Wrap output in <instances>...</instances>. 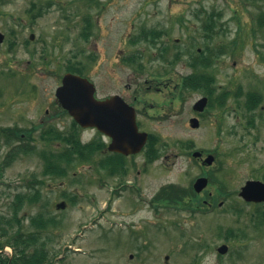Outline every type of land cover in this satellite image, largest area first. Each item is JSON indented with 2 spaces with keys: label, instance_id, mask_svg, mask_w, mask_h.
<instances>
[{
  "label": "rangeland",
  "instance_id": "rangeland-1",
  "mask_svg": "<svg viewBox=\"0 0 264 264\" xmlns=\"http://www.w3.org/2000/svg\"><path fill=\"white\" fill-rule=\"evenodd\" d=\"M32 1L43 7L35 19L28 9ZM261 14L264 0H0V31L5 35L0 43V128L31 131L24 141L35 147L17 152L15 140L4 145L0 137V160L3 155L7 159L0 167V214L9 217L12 200L23 195L18 211L23 232L36 231L29 224L33 215L54 220L37 232L40 240L52 238L48 264H264V224L259 214L251 217L264 211V202H246L238 195L247 179L264 180ZM207 15L214 19L209 37L204 31ZM85 18L90 19L87 38L81 36ZM148 30L157 33L144 40ZM133 36L138 41L131 42ZM206 47L212 51L210 65L198 67L213 75L214 98L193 128L189 119L197 114L192 105L207 94L185 88L179 93L176 85L194 71L191 61ZM134 54L140 56L135 63L123 60ZM75 64L94 83L98 98L122 92L129 83L140 84L136 90L144 82L161 87L140 96L147 102L144 129L151 132L158 153L150 167L152 191L174 183L189 194L178 208L152 210L147 236L140 226L148 207L122 215L129 207L124 197L116 199L112 193L113 177L105 176L109 186H102L90 160L72 154L67 162L44 153H59L66 146L59 138L48 141L39 134L48 127L59 132L71 126L67 115H47L57 109L55 88L61 76ZM225 91V100L216 105L215 96ZM251 91L259 98L247 111ZM191 149L213 154L214 163L201 168L188 153ZM49 159L65 173H56V166L46 169ZM208 169L211 181L204 190L222 201L210 214L204 208L193 210L205 192L198 198L190 187ZM70 191L75 192L72 202L66 200ZM34 193L37 199L26 201L25 195ZM61 200L66 206L55 207ZM121 221L140 228L129 235L115 225ZM228 229L234 233L228 235ZM221 243L228 246L225 253L216 250Z\"/></svg>",
  "mask_w": 264,
  "mask_h": 264
},
{
  "label": "flooded vegetation",
  "instance_id": "flooded-vegetation-1",
  "mask_svg": "<svg viewBox=\"0 0 264 264\" xmlns=\"http://www.w3.org/2000/svg\"><path fill=\"white\" fill-rule=\"evenodd\" d=\"M138 68L142 69L143 68L142 64ZM138 85L140 84H136V86L134 84V87H132L131 83H129L125 86V89L122 90V92L120 91L119 93L105 95L103 97H99V99H105L112 95H118L129 106H132L135 112V122H136L138 130L141 132L147 133L146 140L144 144L142 145V147L140 148V150L136 152H128V153H124L122 151H117V150H111L109 147H110L112 138L108 134L96 129L95 127L81 126L78 122L74 120L75 118L72 115H70L65 108L61 106V104L56 98L55 105L57 109L52 114L47 115L48 119H52L56 116L58 117L64 114L71 118V126L66 131H59L58 136L55 137V138L61 139V141L64 142L62 144L66 146L62 148L59 151V153H57L58 151H55V150L50 151L48 153L44 151V153L49 154L52 157L54 156L58 157L59 154L64 155L67 153H71L76 158H83L86 161L90 160V162L95 163V166L97 167V172H99V175H100L99 182L102 184V186H107V187L109 186L108 183L104 180L105 176L113 177L115 179V182L112 188H110L112 190V193H114V196L116 199H120L122 197L126 199L125 201L129 208H128L127 213H124L122 215L132 216L133 214H135L141 209L145 210L147 206L148 216L147 218H143L145 219V220H142L144 224L141 225L140 227L144 226V228H146L147 226L150 229H152L151 215H149L151 211L158 210L159 212V210L169 208V207L178 208V204L179 202H181L180 201L181 198L179 199V201H171L167 197L169 185H172L174 187L176 186L174 183H168V184L161 185L157 189L156 192L153 193L152 191L151 180H150V175H151L150 167L154 161L153 160L154 159L153 158V147H152L153 139H152L151 132H148L147 130L144 129V123L141 118L143 117V114H146L147 112V109H146L147 102H146V99L140 96L147 94L151 89L160 91L161 87H159L158 85L153 86L151 84H146V82H144L143 87L139 86V88L136 90L135 87H137ZM176 86H179L178 91L179 93H181V91H183L184 89L183 84L180 82ZM206 96H207V103L202 111H196L193 109V105L195 102L192 105L193 111H195L197 114V116H192V117H196L198 121H199V117L203 114L206 107L209 106L210 99L208 95ZM218 102L221 105L223 101L219 99ZM139 104L141 105L139 106ZM216 105H217V100H216ZM189 123H190V119H189ZM11 128L13 129L9 130L8 127L0 128V137H1L2 144L7 145L11 143L13 140H15L16 147L18 149L17 152L26 153V151L30 152V151L35 150V147L33 144L27 143L24 141L26 137H29V135H31V131L24 132L21 129H19L18 126H11ZM53 128L54 127H48L44 130L48 131ZM84 130H91L92 131L91 136L87 138L81 137L80 133ZM16 132H18L19 136L21 137L20 139L16 138V135H17ZM51 140H54V138ZM51 140H48V141H51ZM77 143L79 144L77 145ZM27 147L29 148L28 150H26ZM194 151H199L201 154L198 156H194L193 155ZM188 153L193 157L194 160L197 161V163L203 169L206 168V166H211L215 160V157L213 154L211 153L205 154L202 150H198V149L192 150L191 149L188 151ZM210 154L213 155L214 159L211 164H207L204 162V160ZM64 161L66 160L64 159ZM6 162H7V159H5L3 155L2 159L0 160V167L4 168L6 165ZM200 177L207 178V183H206V186H204L201 190L196 191L194 189L193 184L196 181V179ZM210 181H211V175H210L209 169L207 170L206 174L204 172V174L202 173L201 175H198L195 179H193V181L191 180L192 184L190 183L191 184L190 187L192 189V192L197 197L200 196L201 193L205 192L204 195L200 199L199 205L197 204L193 210H197V209L200 210L201 208H204V210L202 209L203 212L210 214L215 209L216 205L222 204V201L218 202L216 194L212 193L211 191L204 190L208 186V184H210ZM66 197H67L66 198L67 201L72 202L73 199H75V192L70 191L69 195ZM59 203L60 205L58 206ZM61 203H63V206L61 205ZM120 203L121 201H119V204ZM65 206H66V201L64 200H61L55 204V207L57 208L58 207L64 208ZM115 225H118V226L121 225L120 227H124L125 231L129 232V235H130V231H132L134 228H140L130 223V221L115 222ZM147 230L149 231V229L146 228V232H145L146 235L144 234L143 236H147L148 234ZM4 241H5L4 238L0 237V242L4 243ZM217 247H216V250H217ZM12 255H13V248L10 245L6 243L4 245H0V264L3 262L2 261L3 258L7 256L12 257ZM132 256H133L132 254H129L130 258H132Z\"/></svg>",
  "mask_w": 264,
  "mask_h": 264
},
{
  "label": "trees",
  "instance_id": "trees-1",
  "mask_svg": "<svg viewBox=\"0 0 264 264\" xmlns=\"http://www.w3.org/2000/svg\"><path fill=\"white\" fill-rule=\"evenodd\" d=\"M29 11L31 12L30 17L31 19H35L36 16L40 15L43 7L39 6L36 2L32 1L29 6ZM208 20L204 24V31L206 32V37H209L211 32L214 29V19L213 16L207 15ZM264 17L263 14H261L258 17L257 23L259 25L264 24ZM85 26L83 30L81 31V36L84 38H87L89 36V30L90 27V19L85 18ZM157 31L155 30H148V32H143V38L146 40L150 36H155ZM139 37L133 36L131 39V42L138 41ZM209 50V51H208ZM204 51V52H203ZM196 52L198 55H196L195 58L191 61V67L194 68V71L190 74H187L185 78H183V86L185 89L190 90H204L209 95V98H214L213 96V89L215 86L213 85V75L200 71L198 66L201 67H208L210 65V58L209 55L212 53L210 51L209 47H206V50ZM206 51H208L207 55L205 54ZM215 54H218V52H213ZM200 55V56H199ZM139 55H131L130 57L123 58V60L127 61L128 63H135L137 59H139ZM139 63V66H141V63ZM67 69L73 71L82 73L81 67L77 64L67 66ZM252 92V91H251ZM227 95V92H223L219 94L218 96H215V100L221 99L222 101L225 100V96ZM259 96H256V93L252 92L247 96L248 104H247V111L253 109L258 101ZM252 123V121H250ZM9 130H12L13 128L8 127ZM17 136H19L18 132H16ZM59 134L58 131L54 129H50L48 131L42 132L40 134L41 138L44 140H51L55 137H57ZM79 143H77L78 145ZM82 146V145H81ZM87 147V146H85ZM153 147V158L158 156V153L156 151V148ZM29 148L27 147L26 150ZM42 154V153H41ZM71 153H67L64 155H58L59 158L65 159L68 162V159L71 157ZM12 158L9 160L11 161ZM46 169L51 167L52 169H55L54 166H56V173L63 174L65 173V170L56 162H51L50 159L47 160ZM56 164V165H55ZM264 179V178H263ZM165 188V187H164ZM192 191V190H191ZM189 194V191L186 188L176 187L169 185V190L167 192V197L171 201H179L180 198H182L183 195ZM26 201H33L37 199V193H34L32 195H25ZM25 198L23 195H16L11 203V209L12 213L9 217H7L5 214H0V237L4 238V243L0 242V245H4L5 243L10 245L13 248V255L12 257H5L3 258V262L1 264H48L49 261V250H48V242L52 240L51 237L48 238H41L38 237V233L45 229L49 224H52L54 220H49L44 218L42 214L33 215L30 218L29 224L30 226H33L36 229V231H27L23 232L22 227V220L21 217L18 215L19 209L22 207V205L25 203ZM264 212V211H263ZM261 210H258L256 212H253L251 214V217H255V214H259L260 217L258 218L261 224H264V215ZM236 214H241L240 211ZM264 214V213H263ZM256 225L259 226V224ZM227 234L232 235L234 232L232 229L226 230Z\"/></svg>",
  "mask_w": 264,
  "mask_h": 264
},
{
  "label": "water",
  "instance_id": "water-1",
  "mask_svg": "<svg viewBox=\"0 0 264 264\" xmlns=\"http://www.w3.org/2000/svg\"><path fill=\"white\" fill-rule=\"evenodd\" d=\"M30 33V39H33ZM4 39V34L0 31V42ZM57 100L70 115L75 118L81 126L95 127L108 134L112 141L111 150L122 151L124 153L136 152L144 144L147 133L138 130L135 122V112L120 96L112 95L105 99L95 96V85L88 78L66 72L61 79V84L55 89ZM207 103V97H200L193 105L196 111H202ZM191 127L199 126L196 117L190 118ZM201 153L194 151L193 155ZM213 155H208L204 162L211 164ZM207 178H197L193 186L196 191L206 186ZM238 195L245 201H264V181L259 179H247L240 187ZM60 203L58 204V206ZM63 206V203H61ZM228 249L226 244L217 247L219 253H225Z\"/></svg>",
  "mask_w": 264,
  "mask_h": 264
}]
</instances>
